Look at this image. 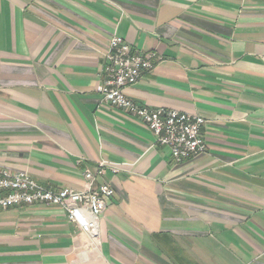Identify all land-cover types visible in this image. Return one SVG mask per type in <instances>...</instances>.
I'll return each instance as SVG.
<instances>
[{
  "label": "crops",
  "instance_id": "obj_1",
  "mask_svg": "<svg viewBox=\"0 0 264 264\" xmlns=\"http://www.w3.org/2000/svg\"><path fill=\"white\" fill-rule=\"evenodd\" d=\"M113 35L161 58L126 97L202 117L203 153L175 162L102 101ZM100 160L96 236L0 209V264H264V0H0V168L83 190Z\"/></svg>",
  "mask_w": 264,
  "mask_h": 264
},
{
  "label": "built area",
  "instance_id": "obj_2",
  "mask_svg": "<svg viewBox=\"0 0 264 264\" xmlns=\"http://www.w3.org/2000/svg\"><path fill=\"white\" fill-rule=\"evenodd\" d=\"M103 56L104 78L95 89L102 101L140 120L151 131L156 143L169 148L175 162L205 151L206 144L200 134L204 124L202 117L175 109L148 107L124 93L126 86L137 83L143 71L151 70L161 60L156 52L133 49L122 37L113 35L105 45ZM117 170L116 165L100 160L93 169L83 170V190L68 187L53 190L24 171L0 168V209L32 204L57 206L82 233L95 237L105 199L114 192L108 183H98L97 178L107 171L115 173Z\"/></svg>",
  "mask_w": 264,
  "mask_h": 264
}]
</instances>
